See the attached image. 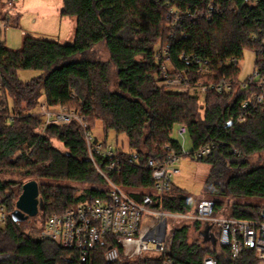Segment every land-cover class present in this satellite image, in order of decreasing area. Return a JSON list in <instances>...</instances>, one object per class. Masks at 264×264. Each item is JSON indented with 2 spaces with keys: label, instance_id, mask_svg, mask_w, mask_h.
Segmentation results:
<instances>
[{
  "label": "trees",
  "instance_id": "1",
  "mask_svg": "<svg viewBox=\"0 0 264 264\" xmlns=\"http://www.w3.org/2000/svg\"><path fill=\"white\" fill-rule=\"evenodd\" d=\"M1 6L2 2L0 20L4 19ZM172 9L181 15L177 27L167 19ZM61 15L76 19L73 43L31 35L25 36L19 49L0 42V72L13 109L20 114L12 121L0 114V173H17L26 180L0 178V206L7 209V222L0 223V264H76V252L39 240L33 233L50 215L109 197L110 184L90 159L77 120L40 131L43 117L32 111L42 98L50 106L75 109L91 130L102 121L105 142L110 132L127 136L130 150L116 148L123 156L120 163L110 169V160L97 156L96 161L115 184L138 200L155 193L148 160L166 159L180 151L175 135L179 124L188 128L191 150L210 140L226 143L217 142L210 157L191 156L212 165L203 188L208 196L192 197L172 183L162 206L186 213L195 210L202 198H210L224 210L225 199L234 197L230 216L260 219L264 204L251 199L264 200V106L247 122H238L250 90L240 86L239 65L225 61L234 56L241 60L245 50L251 49L256 54L255 67L264 76V0H63ZM159 42L169 44L174 64L184 69H195L198 59H211L213 72L193 75L194 79L224 78L233 83L232 89L211 90L200 97L160 87L155 80ZM100 45L107 49V60L98 54ZM183 53L191 59H182ZM111 69L118 80L114 89ZM21 70L38 74L23 80ZM231 146L240 154L233 153ZM19 151L23 152L15 158ZM229 171L234 172L229 175ZM32 179L39 182L44 209L26 221H15L11 213L24 183ZM192 224L203 240H190L189 223L178 226L171 253L177 261L201 264L211 254L220 264H257L249 254L227 262L205 240L208 226L201 221ZM112 239L108 237L94 250L92 264H107L104 251Z\"/></svg>",
  "mask_w": 264,
  "mask_h": 264
},
{
  "label": "built area",
  "instance_id": "2",
  "mask_svg": "<svg viewBox=\"0 0 264 264\" xmlns=\"http://www.w3.org/2000/svg\"><path fill=\"white\" fill-rule=\"evenodd\" d=\"M4 1L10 8H15L17 0ZM214 4L209 6L210 17ZM181 15L176 9L170 10L167 19L174 27L180 23ZM182 59L190 60L185 53ZM155 59L159 69L155 80L160 87L167 90L190 93L204 97L211 90L229 91L233 83L227 79L195 80L193 75H210L213 72L211 59H198L195 69H184L174 64L169 44L161 42L155 47ZM227 62L239 65L236 56ZM240 86L250 90L248 97L242 102V112L238 122H247L253 113L264 106V76L254 67L252 74L240 79ZM38 114L43 117V128L52 124H66L72 119L77 120L84 131L90 159L99 173L109 182L108 198H95L74 206L63 213L50 215L42 227L36 232L39 240L54 241L64 248L77 253L76 264H92V253L108 237L113 238L104 251V261L107 264H183L171 256L175 229L183 223L201 221L209 227V244L219 256L227 262L234 263L243 255L249 254L257 264H264V215L260 219H243L226 215L223 209L217 208L214 199L202 198L192 212H175L165 210L162 206L166 194L170 190L172 176L180 172L178 160L183 156L210 157L217 142L210 140L194 150H186L188 128L179 124L176 135L180 142V151L173 152L166 159L150 158L147 167L151 169L155 180V193L146 194L138 200L115 184L98 165L96 158L100 156L110 160L108 168L112 169L120 163L123 156L118 154L115 145L108 141H99L93 136L86 119L75 109L58 104L50 106L40 103ZM0 114L12 121L20 114L13 109L0 72ZM32 114H36L35 112ZM170 148L169 145L165 146ZM233 153L239 155L240 150L231 146ZM156 203L159 207L151 206ZM7 209L0 206V223L6 224ZM212 239H215L213 244ZM154 255H146V253ZM201 264H220L217 257L208 254Z\"/></svg>",
  "mask_w": 264,
  "mask_h": 264
},
{
  "label": "rangeland",
  "instance_id": "3",
  "mask_svg": "<svg viewBox=\"0 0 264 264\" xmlns=\"http://www.w3.org/2000/svg\"><path fill=\"white\" fill-rule=\"evenodd\" d=\"M62 3L63 0H17L16 7L10 8L7 4H4V1H2L1 15L4 19L0 20V42H4L9 48L19 49L23 45L25 36L31 35L39 38L56 40L61 43H73L76 19L74 17H64L61 15ZM18 11H20V14ZM98 54L103 59H108L107 49L103 45L98 47ZM255 61V52L251 49H246L243 58L239 62V78L241 80L252 74L255 67ZM37 74L38 71L35 70L19 71V76L23 80L31 79ZM111 78V88L114 89L118 84L114 69H111ZM44 102L45 100L42 98L41 103ZM38 107L39 105L32 112L38 114L36 112L39 110ZM40 131H44L43 124L40 127ZM92 133L99 141H104L106 139L102 121L97 122L96 127L92 129ZM107 141L115 145V148H121L125 151L130 150L126 135H117L114 132H110L107 136ZM54 145L64 150V146L59 141L54 140ZM185 147L186 150H191L193 148L189 134L186 136ZM22 152L23 151L17 152L15 158L22 154ZM257 157L258 156H255L254 160L258 161L259 159ZM177 167L180 169V172L172 176V181L178 187L183 189V193L191 195L192 197L208 196L203 188L205 181L210 177L212 172V165L210 163L200 161L187 155L178 160ZM233 172L229 171V175ZM0 178L15 179L17 181L25 180L17 173H0ZM234 201V197L225 199V207L223 211L226 215L231 213V206ZM251 201L264 204V200L261 199H251ZM187 223L190 224V240H203L202 235H200V230L196 229L192 222ZM28 231H30V228ZM36 232L37 230L34 231L33 234L35 235ZM146 255L154 254L147 252Z\"/></svg>",
  "mask_w": 264,
  "mask_h": 264
},
{
  "label": "water",
  "instance_id": "4",
  "mask_svg": "<svg viewBox=\"0 0 264 264\" xmlns=\"http://www.w3.org/2000/svg\"><path fill=\"white\" fill-rule=\"evenodd\" d=\"M44 209V200L40 195L39 182L35 179L24 183L23 191L16 202V208L11 216L15 221H26L30 217L37 216ZM209 227L204 232L205 240H209ZM215 244V239H212Z\"/></svg>",
  "mask_w": 264,
  "mask_h": 264
},
{
  "label": "crops",
  "instance_id": "5",
  "mask_svg": "<svg viewBox=\"0 0 264 264\" xmlns=\"http://www.w3.org/2000/svg\"><path fill=\"white\" fill-rule=\"evenodd\" d=\"M63 4V3H62ZM18 13L20 14V11H18Z\"/></svg>",
  "mask_w": 264,
  "mask_h": 264
}]
</instances>
